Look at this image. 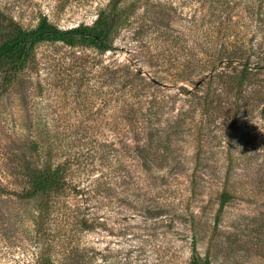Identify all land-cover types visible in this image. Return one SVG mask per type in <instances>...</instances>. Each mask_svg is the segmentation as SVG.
Returning <instances> with one entry per match:
<instances>
[{"label": "rangeland", "instance_id": "obj_1", "mask_svg": "<svg viewBox=\"0 0 264 264\" xmlns=\"http://www.w3.org/2000/svg\"><path fill=\"white\" fill-rule=\"evenodd\" d=\"M175 2L171 28H147L151 15L143 7L137 15L126 10L131 23L115 39L116 50L99 53L89 47L41 43L33 61L11 82L3 83L0 74V264H42L50 225L64 222L61 216L42 212L39 196H24L21 167L28 161L44 163L49 146L61 159L77 157L81 162L74 177L91 188L94 216L93 230L75 233L67 216L75 199L64 198L66 229H74L64 245L74 246L75 257L63 259L57 253L54 264H190L194 251L207 255L210 264H264V118L248 121L242 134L227 135L228 121L220 118L206 125L198 140L187 131L180 137L176 148L188 161L179 175L183 178L197 166L196 175L207 170L215 176L208 175L201 184L188 185L174 176L162 179V169L148 172L136 165L127 177L129 165L118 174L112 168L114 149H124L121 126L116 127L123 113L107 101L101 71L114 59L129 60L169 80L176 60L199 50L203 41L195 40L190 26L197 6L188 0ZM96 4L0 0L1 10L24 28L35 26L43 15L62 28L90 24ZM191 155L208 157V165H198ZM221 190L232 196L217 214Z\"/></svg>", "mask_w": 264, "mask_h": 264}, {"label": "trees", "instance_id": "obj_2", "mask_svg": "<svg viewBox=\"0 0 264 264\" xmlns=\"http://www.w3.org/2000/svg\"><path fill=\"white\" fill-rule=\"evenodd\" d=\"M186 2L183 1L182 6ZM188 2L197 6L190 17V26L197 36L195 40L203 41L198 44L199 50L196 48L191 55L176 60L167 74L169 80L163 75L149 74L129 60L114 59L101 71L105 76L101 85L108 87L105 92L107 101L116 112L123 113L122 121L116 122V127L121 126L124 149H114L111 158L117 174L129 165L126 175L129 177L134 166L138 165L139 169L148 172L162 169V179L179 178V172L187 169L188 159L185 156L184 160L176 145L186 131L188 136L198 140L206 125L224 118L228 121L227 135L235 131L242 134L248 121L264 118V0ZM175 3V0H97L96 16L90 24L81 22L68 28L52 23L46 15L40 16L35 26L24 28L0 8V74L3 83L11 82L33 61L34 50L41 43L89 47L99 53L116 50L115 39L131 23L125 15L126 10L127 15L128 11L137 15L143 7L142 10L151 15L148 16L151 17L147 25L149 29L160 24L171 28L177 9ZM160 4L166 6V12L157 8ZM38 146V142H34L36 155H40ZM260 146L264 151V136ZM46 155L44 163L28 161L20 172L27 185L24 196H39L43 200L42 212L61 216L64 221L50 225L48 235L51 238L46 254L42 255V264H54L57 253L63 259L75 257L74 246L67 248L65 239L71 238L73 228L75 233L93 230L94 216L89 204L91 188L82 182L80 176L74 177L75 170L81 166L78 158L61 159L51 152V146ZM198 155L191 157L198 165L203 161L207 166L208 157ZM196 173L197 166L189 175L180 178L188 185H194L201 184L200 181L208 175L215 177L207 170L202 175ZM229 173V170L225 173V182ZM231 196L229 190H221L217 214ZM64 198L75 199L69 215ZM65 214L72 218L70 232L66 229ZM190 264H210V259L194 251Z\"/></svg>", "mask_w": 264, "mask_h": 264}]
</instances>
